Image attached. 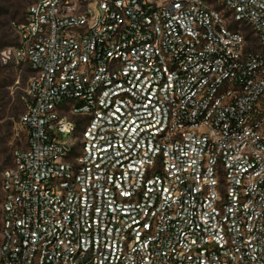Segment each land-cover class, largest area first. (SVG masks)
Here are the masks:
<instances>
[{
	"label": "built area",
	"instance_id": "1",
	"mask_svg": "<svg viewBox=\"0 0 264 264\" xmlns=\"http://www.w3.org/2000/svg\"><path fill=\"white\" fill-rule=\"evenodd\" d=\"M16 29L0 264H264V0H36Z\"/></svg>",
	"mask_w": 264,
	"mask_h": 264
},
{
	"label": "rangeland",
	"instance_id": "2",
	"mask_svg": "<svg viewBox=\"0 0 264 264\" xmlns=\"http://www.w3.org/2000/svg\"><path fill=\"white\" fill-rule=\"evenodd\" d=\"M34 1L0 0V53L7 47L19 44L16 25L25 20L27 9ZM31 75L27 64H3L0 60V241L1 173L11 165L14 151L27 142V132L19 121L24 111L21 97Z\"/></svg>",
	"mask_w": 264,
	"mask_h": 264
},
{
	"label": "snow or ice",
	"instance_id": "3",
	"mask_svg": "<svg viewBox=\"0 0 264 264\" xmlns=\"http://www.w3.org/2000/svg\"><path fill=\"white\" fill-rule=\"evenodd\" d=\"M117 111H119V109H117ZM133 123H135V122L133 121ZM132 131H135V129H132Z\"/></svg>",
	"mask_w": 264,
	"mask_h": 264
}]
</instances>
